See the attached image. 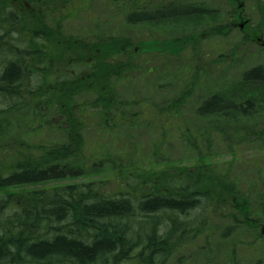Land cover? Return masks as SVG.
Here are the masks:
<instances>
[{
	"label": "trees",
	"instance_id": "1",
	"mask_svg": "<svg viewBox=\"0 0 264 264\" xmlns=\"http://www.w3.org/2000/svg\"><path fill=\"white\" fill-rule=\"evenodd\" d=\"M74 1L0 0V98L6 101L0 114L39 118L0 144V264H165L174 248L202 234L211 256L216 235L227 237L243 225L256 231L254 238L233 246L219 264H264V253L255 261L240 253L242 246L252 251L264 245V226L258 231L264 223V64L243 70L226 93L189 104L204 123L187 124L184 111L197 81L211 69L202 61L203 42L237 28L239 43L211 61L223 64L230 56L227 65H233L240 46L258 43L264 34V0H249L261 16L243 20V28L234 9L242 0H227L226 22L214 25L203 21L217 9L197 1L112 0L113 17L124 16L129 26L176 22L165 37L138 41L98 23L86 36L88 31H64ZM181 24L191 31L180 32ZM142 54L188 55L191 61L177 74L186 85L159 104L123 97L120 83L152 70L140 73L136 58ZM96 118L109 140H89L88 120ZM144 125L161 136L149 158L140 160L133 154L137 145L120 150L116 136L126 127L134 137ZM5 129L0 125V135ZM34 132L47 139L33 141ZM171 139L192 157L163 156ZM233 163H241L253 181L231 174ZM108 170L111 176L103 175ZM255 209L263 213L252 215Z\"/></svg>",
	"mask_w": 264,
	"mask_h": 264
},
{
	"label": "rangeland",
	"instance_id": "2",
	"mask_svg": "<svg viewBox=\"0 0 264 264\" xmlns=\"http://www.w3.org/2000/svg\"><path fill=\"white\" fill-rule=\"evenodd\" d=\"M190 2L197 1L205 4L206 6L217 9L216 12H211L208 15L210 17H206L203 21L204 24L208 22L209 25L218 24L220 22H226L225 18L222 17L223 11L228 9L227 0H189ZM112 0H75L72 5L67 7L65 15L69 16L68 20L64 22V31L69 30L72 33H77L82 31H88L85 35L92 32V28H94L95 24L98 23L100 25V29H104L106 32H121L124 31L129 34L131 37L135 39V41L141 39H149L153 35H157L158 37H165L169 33V27L171 24H176V22H168L163 21L160 23H155L156 26H146L142 24L137 25H128L124 16L113 17L118 14L113 13L115 7L111 5ZM240 4V5H239ZM111 5V6H110ZM238 6V8H237ZM242 7H243V16H242ZM239 14V23H242L244 19H249L251 22H257L261 15L258 11H256L255 5L253 1L242 0V2H238V4L234 5V9ZM236 12V13H237ZM101 17V20H100ZM256 20V21H255ZM185 22V20H183ZM181 23V22H180ZM191 21L188 20L184 23V25H189L192 29L193 26L190 25ZM237 23V22H236ZM182 28L178 27L180 32H185L187 30L191 31L189 28H184L183 24ZM263 33H260V35ZM241 32L235 28L230 33L229 36H221L214 34L209 39L205 40L201 46L202 49V58L204 62V66L211 69H206L201 78L197 81V87L193 92L191 99L187 101L188 105L191 103L196 104L198 100L203 99L213 93H226V89L232 87L231 84L233 81H236L239 78V74L247 69L251 68L257 64H264V34L261 35L262 42L259 44L255 42L246 43L236 51L235 59L236 62H233V65L229 64V61L233 60L232 57H224L227 59L223 64V61H218V64H214L211 61L217 59L221 54H230V50L234 44H238L241 38ZM258 41V40H257ZM259 42V41H258ZM227 52V53H223ZM151 56V57H150ZM194 57V56H193ZM150 58V61H149ZM166 59L162 58L154 54H142L138 55L136 61L141 64L140 73L148 72L149 68L152 67V70L147 74H134L132 77L127 79L126 83H120L118 87L119 93L123 97H139L140 99H145L148 103L159 104L166 98H171L175 93H178L182 87L186 85L185 82L178 80V70L180 68L187 67L186 62H190V58L188 55H185L182 60H176V58ZM1 62V61H0ZM148 62L149 65H146ZM226 65V66H225ZM182 66V67H181ZM1 68V63H0ZM145 71H141V70ZM191 71V69H190ZM188 70H185L188 78H190V73ZM183 77H185L183 75ZM254 90V89H253ZM232 96V95H230ZM6 101L0 98V108H3ZM190 106V105H189ZM193 107L190 106L187 109H184L185 113L188 114L186 116V123H195L196 121L200 123H204L203 120H199L195 113H193ZM177 116L176 118H178ZM42 118H45L42 116ZM58 118V117H56ZM59 119V118H58ZM28 115L17 113H1L0 114V125L8 127V131L6 135H0V144L7 143L10 139V136L17 137L19 133L18 130L26 131V125H28V129L32 126L35 127L38 125V116L36 117V121H31V118L28 123ZM54 125L55 119H52ZM88 125L86 129V134L90 141H96L102 139L103 141L109 140L111 137H105L100 134L97 130V122L99 119H89ZM31 125V126H30ZM2 130H4L2 128ZM126 127H122L118 131V138L116 146L120 150L130 152V148L134 145H137V148L133 154H135L140 160L149 158L151 148L155 141L161 136V131L159 129L149 128L148 126H142V130L138 132L134 137L129 136L128 132L125 131ZM171 131H175V128L171 127ZM120 134V135H119ZM42 139H47L46 133L41 135L40 133H33L31 138L33 141L39 142ZM178 139H171L167 145L169 147L166 149L163 148V156L170 157L172 159H184L186 157H192V155L185 150L183 145H181V141H177ZM9 141L8 143H10ZM202 146L203 143H201ZM212 150L215 151V147H212ZM195 153V152H194ZM253 156L252 153H247L246 157ZM217 159H221L217 157ZM112 172L107 171L103 175L111 176ZM231 174L237 176H243V178L249 177L250 181H253V174L248 176L246 174V170L241 163H233L231 168ZM247 176V177H246ZM79 180L80 179H74ZM82 181V180H81ZM59 183V182H57ZM262 197L261 195H259ZM254 203H258V197L255 193L253 195ZM259 205V204H258ZM263 210L255 209L252 212V215L259 216ZM181 219H185L187 216H178ZM264 223H259L258 231L260 227H263ZM223 230V229H222ZM163 231V229L160 231ZM256 231L248 228L246 225L239 227L227 237H223L221 234L216 235L215 238L212 239L210 243V254L211 256L207 257V251L205 243L203 242V234L198 240L190 244H182L176 248H174L173 253L171 254V258L165 261V264H206L210 261L211 264H219L227 253L233 246L239 244L240 241H250L254 238ZM251 247L252 251L242 246L240 248V253L246 254L252 261H255L259 255L264 253V245H257L255 247ZM253 256V257H252ZM252 257V258H251ZM216 260H220L216 262ZM124 264H131V262H126Z\"/></svg>",
	"mask_w": 264,
	"mask_h": 264
},
{
	"label": "water",
	"instance_id": "3",
	"mask_svg": "<svg viewBox=\"0 0 264 264\" xmlns=\"http://www.w3.org/2000/svg\"><path fill=\"white\" fill-rule=\"evenodd\" d=\"M42 264H72V263L54 262V263H42Z\"/></svg>",
	"mask_w": 264,
	"mask_h": 264
}]
</instances>
